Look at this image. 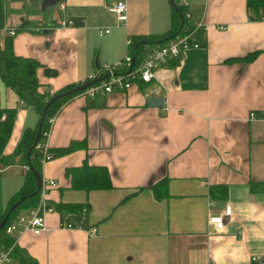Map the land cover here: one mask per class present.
I'll use <instances>...</instances> for the list:
<instances>
[{
    "label": "crops",
    "instance_id": "crops-1",
    "mask_svg": "<svg viewBox=\"0 0 264 264\" xmlns=\"http://www.w3.org/2000/svg\"><path fill=\"white\" fill-rule=\"evenodd\" d=\"M115 1L63 0V13L57 4V17L15 34V55L56 72L38 70L44 91L83 84L99 66L123 59L128 40L170 30V0H123L125 27L109 11ZM187 3L193 20L208 26L197 34L198 49L157 69L150 84L94 100L77 95L62 107L48 149L74 141L85 149L41 164V177L57 184L46 190L49 205L89 203L85 229L62 228L55 211L47 214L48 232L26 233L11 264H264V193L249 187L264 183V9L261 21L252 22L246 0ZM62 18L82 19L83 26L59 27ZM22 21L10 16L6 27ZM104 28L110 33L100 38ZM5 35L0 31V45ZM255 51L252 61L239 60ZM0 108L17 112L4 149L10 154L39 117L1 79ZM84 161L106 167L113 189L70 191L65 172ZM24 164L18 157L0 166V219L23 185ZM165 178L168 197L157 200L152 186ZM218 187L227 195L216 200L210 190ZM227 206L230 216L218 231L208 220Z\"/></svg>",
    "mask_w": 264,
    "mask_h": 264
},
{
    "label": "trees",
    "instance_id": "trees-1",
    "mask_svg": "<svg viewBox=\"0 0 264 264\" xmlns=\"http://www.w3.org/2000/svg\"><path fill=\"white\" fill-rule=\"evenodd\" d=\"M41 1L42 0H0V31L4 29L14 30L16 34L28 29V25L30 24H28V22H26L25 20L20 22L19 26L15 28H7V19L11 16L12 13H16L21 16L24 13L26 15H29V13L32 11L33 13L34 11H38V7L40 6ZM18 2L23 3L24 9L19 10L9 7V4ZM172 2L173 5H171L170 30L166 32V34H164L160 38L139 37L130 39L131 45L129 46L128 53L134 59V67H137L143 59L147 47L157 44L160 40L166 42L168 41V39L180 34L182 29L180 16L183 17V24H186V21L184 20V14L186 13L187 8L181 4L175 3L176 0H172ZM47 9L44 13L47 12ZM246 9L249 21H261L264 9V0H246ZM37 13L44 14L42 12ZM47 16L48 15H46V17ZM71 20L73 21V27L83 26L82 19L74 18ZM189 24H191V22H189ZM13 39V37H10L6 34L3 38L2 44L0 45V79L7 88L11 89L18 96L20 100L24 101L25 105L28 108L33 109L37 113L39 120L37 127L34 130H26L23 133L14 151L10 154H6L4 149L10 138L17 112L16 109L0 108V166L5 167L11 165L18 159V157H21L25 159L24 165L29 167L25 174L22 187L9 199L4 215L0 219L1 222L5 215L9 212L10 208L20 198L27 197L26 200L19 205V207L11 212L6 225L3 229L0 230V249H7L13 243V239L5 234L6 227L9 226L24 210L36 207L39 201L40 192L32 196L37 189V183L34 173H38L41 175L42 150L38 147L32 148L38 125L42 123L41 139L39 141V144H41L45 139L44 135L49 130V119L57 116L64 105H66L75 96L83 94L84 91L74 93L51 103L45 112L44 118L42 119L46 105L56 95L64 94L70 90H74L78 86L85 84L84 82L83 84H79L78 86L69 85L54 94H50L49 92L44 91V86L39 83L37 78L38 70L43 69L44 74L48 77H54L56 72L48 68H43L42 65L35 59L15 55L13 51ZM257 55L258 52L255 51L239 60L250 62L255 59ZM141 84L142 83L140 82L139 85ZM3 114L5 115V118L2 120L1 117ZM82 148L85 149L84 141H74L71 142L67 147L48 150L54 158L68 155L73 151ZM30 149L31 152L29 162H27L26 154ZM65 177L69 181L68 189L70 191L89 193L92 191H107L113 189L110 174L107 168L103 166H92L89 165L86 161H84L78 167L67 169L65 172ZM166 181L167 180L165 178L152 186L154 197L157 200H162L168 197ZM249 187L251 192L264 193V183H251ZM226 195L227 193L224 187L212 188L210 190V197L216 200L222 199L226 197ZM53 207L61 220H64L68 215L73 216L67 220L72 221L71 223H75L76 225H79L81 223L85 228L84 221L86 220V217L90 211L89 203L68 204L59 202ZM83 210H85L84 216H82L81 214ZM17 251L18 249L17 247H15L12 253L13 259L16 258ZM19 262L20 264H35L30 260L24 259H20Z\"/></svg>",
    "mask_w": 264,
    "mask_h": 264
},
{
    "label": "built area",
    "instance_id": "built-area-1",
    "mask_svg": "<svg viewBox=\"0 0 264 264\" xmlns=\"http://www.w3.org/2000/svg\"><path fill=\"white\" fill-rule=\"evenodd\" d=\"M181 5L188 7V3L182 0ZM58 11L63 13L65 11V5L61 2L58 4ZM109 11L115 16L117 25L125 27L127 24V6L123 0H117L109 6ZM184 20L186 24L182 25L180 34L176 35L172 39L162 43L155 44L146 48L143 59L137 67H134L135 62L131 55L128 53L123 59L107 63L99 66L95 73L90 76L85 83L97 80L101 77L106 76L102 81L96 83L86 89L83 92L89 100L104 97L112 94L115 91L126 92L132 86L142 84H150L155 81V72L157 69L166 66L170 61L175 60L179 55L188 50H196L199 48L197 44V34L199 32H205L207 25L202 22L201 19L197 21L193 20L190 11H186L184 14ZM191 22V24H189ZM59 27L62 28H73V21L71 19L62 18L59 23ZM219 30H225V26H218ZM6 34L10 37L15 36L14 30L4 29ZM110 33V28L101 29L98 33L99 37H103ZM131 41L128 40V47L131 45ZM20 106L27 107L24 101L20 100ZM57 116L49 119V130L44 135L45 139L41 144H37L36 147L41 148L42 158L41 164L49 162L53 159L52 154L48 150L47 140L51 133L52 127ZM5 115L3 114L1 119L3 120ZM250 119L254 120V115L250 114ZM24 170H28L27 166H24ZM57 184L52 181L43 183L39 195V201L36 207L24 210L21 212L16 219L6 227L5 234L13 239L12 245L7 249H0V264H11L12 253L15 247H17L18 241L26 234L30 233L34 236H38L42 233L48 232V228L45 223V216L53 213L54 207L47 203L46 190L49 188H56ZM231 207L227 206L224 214L216 217H210L208 222L215 226L220 231L223 228L224 218L230 216ZM82 216L85 215V210L82 211ZM73 216H67L64 220H61L60 226L65 229H85L80 223L76 225L68 221ZM88 234L93 236L96 234L95 228H90Z\"/></svg>",
    "mask_w": 264,
    "mask_h": 264
},
{
    "label": "water",
    "instance_id": "water-1",
    "mask_svg": "<svg viewBox=\"0 0 264 264\" xmlns=\"http://www.w3.org/2000/svg\"><path fill=\"white\" fill-rule=\"evenodd\" d=\"M62 0H42L40 2V10L42 13L45 12V10L47 8H52L54 6H56L58 3H60ZM170 4L173 5V2L172 0H170ZM180 19H181V26L183 24V17L180 16ZM180 26V27H181ZM173 38V37H172ZM170 38V39H172ZM169 40V39H168ZM164 41L163 40H160L158 41L157 44H162ZM104 77H101L97 80H94V81H91V82H87L85 83L84 85H81V86H78L76 87L74 90H70L64 94H59V95H56L55 97H53L49 102L48 104L46 105V108L44 110V114L42 116V119L44 118V115H45V112L47 110V108L49 107V105L55 101H57L58 99H61V98H64L66 96H69V95H72L74 93H78V92H83L85 91L86 89H88L89 87H91L92 85L96 84V83H99L100 81H102ZM41 127H42V123H40L38 125V128H37V133H36V136H35V140H34V143H33V146L32 148H35L37 146V144L39 143L40 139H41ZM31 148V149H32ZM31 149L27 152L26 154V161L29 162V157H30V152H31ZM29 169V167H28ZM35 175V178H36V183H37V189H36V192L32 195H36L37 193H39L41 191V188H42V177L40 174L38 173H34ZM27 197H22L20 198L9 210V212L5 215V217L2 219V221L0 222V230L4 228V226L6 225L7 221H8V218L11 214V212H13L17 207H19V205L26 200ZM262 262L264 263V259H262Z\"/></svg>",
    "mask_w": 264,
    "mask_h": 264
},
{
    "label": "rangeland",
    "instance_id": "rangeland-1",
    "mask_svg": "<svg viewBox=\"0 0 264 264\" xmlns=\"http://www.w3.org/2000/svg\"><path fill=\"white\" fill-rule=\"evenodd\" d=\"M185 1H189L190 2V0H185ZM181 2H182V0H176V2L175 3H177V4H181ZM18 3H20V5H18V7L20 6V8H19V10H21V9H24V6H23V3L22 2H18ZM56 9V7H54V10ZM53 9H47V14L46 13H44V14H39V13H37V12H41V10H40V7H38V11H34V13H33V11L32 12H30L29 13V15L27 14H22L21 16L20 15H18V14H16V13H12L11 14V20H13V21H16V20H18L19 18H21L22 20H25L26 22H28V24H33L32 26H35L36 24H35V22H38V20H40V22L43 24V20L42 19H44V18H46V15H48V16H51L52 14L54 15V17H57L58 16V13H57V10H55L54 11ZM29 11V10H28ZM40 18V19H39ZM42 20V21H41ZM45 20V19H44ZM46 21V20H45ZM31 22H33V23H31ZM43 26V25H42Z\"/></svg>",
    "mask_w": 264,
    "mask_h": 264
}]
</instances>
